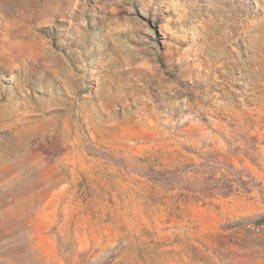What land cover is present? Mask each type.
I'll return each mask as SVG.
<instances>
[{
  "label": "rangeland",
  "instance_id": "1",
  "mask_svg": "<svg viewBox=\"0 0 264 264\" xmlns=\"http://www.w3.org/2000/svg\"><path fill=\"white\" fill-rule=\"evenodd\" d=\"M264 0H0V264H264Z\"/></svg>",
  "mask_w": 264,
  "mask_h": 264
},
{
  "label": "trees",
  "instance_id": "2",
  "mask_svg": "<svg viewBox=\"0 0 264 264\" xmlns=\"http://www.w3.org/2000/svg\"><path fill=\"white\" fill-rule=\"evenodd\" d=\"M257 222L259 225L264 224V217H261Z\"/></svg>",
  "mask_w": 264,
  "mask_h": 264
}]
</instances>
